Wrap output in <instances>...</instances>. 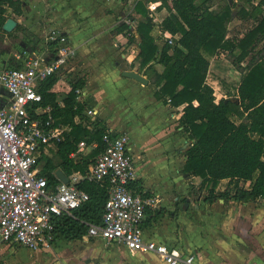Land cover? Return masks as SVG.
Instances as JSON below:
<instances>
[{
	"label": "trees",
	"instance_id": "1",
	"mask_svg": "<svg viewBox=\"0 0 264 264\" xmlns=\"http://www.w3.org/2000/svg\"><path fill=\"white\" fill-rule=\"evenodd\" d=\"M235 1L211 10L209 0H161L158 7H166L169 15L161 21L160 29L179 34L173 43L165 40L161 50L151 34L154 23L143 0H135L133 4L134 11L141 15L136 26L140 38L136 56L139 68L146 66L153 75L158 86L155 97L163 102L169 98V103L182 112L178 126L189 140L182 172L200 179L199 188L207 189L204 199L208 202L218 198L240 202L264 198V0L257 4L244 0L250 7L241 6L237 15L252 19L253 24L233 41L226 34ZM8 10L21 15V0H0V30ZM122 32H129L126 23L116 27L115 33ZM128 40L132 41V37ZM225 50L231 53V63L242 76L236 87L237 101L221 98L216 102L214 89L206 80L209 56ZM153 62L162 65L160 72ZM58 79V74H52L37 87L41 104L51 105L56 121L70 127L56 142L57 165L47 158L41 169L40 175L47 176L50 184L58 182L53 174L56 167L66 175L83 173L103 149L101 136L107 128L100 120L89 121L84 113L86 103L76 101L75 90L85 83L82 79L72 82L63 104L59 105L52 90ZM81 141L87 144L95 141L96 146L74 160L69 155L80 147ZM221 179L228 182L223 190H216ZM77 185L89 198L71 215L54 218L55 240L79 239L86 234L89 224L101 223L107 182L83 179ZM159 215L154 214V218Z\"/></svg>",
	"mask_w": 264,
	"mask_h": 264
},
{
	"label": "built area",
	"instance_id": "2",
	"mask_svg": "<svg viewBox=\"0 0 264 264\" xmlns=\"http://www.w3.org/2000/svg\"><path fill=\"white\" fill-rule=\"evenodd\" d=\"M128 1L133 11L135 0ZM160 4L161 0H148L154 25L164 19L157 9ZM130 19L127 16L124 21L132 25ZM163 33L164 43H173L177 36ZM42 41L17 55L18 64L0 63V242L16 243L29 250L51 248L54 218L71 215L88 200V193L77 185L86 179L107 182L101 223L89 224L86 237L122 245L130 253L152 252L165 264H200L192 252L184 253L144 237L146 211L157 207V197L138 183L128 132L105 130L101 136L103 149L83 173L75 171L67 176V182L53 173L58 182L50 184L47 176L40 175L43 156L55 148L69 126L56 121L51 105L41 104L37 87L48 76L65 69L76 53L66 32L59 28H50ZM75 93L76 100L82 102V88ZM86 114L93 118L95 110L87 109ZM93 146L95 142L83 143V148L69 156L77 160L84 148Z\"/></svg>",
	"mask_w": 264,
	"mask_h": 264
},
{
	"label": "crops",
	"instance_id": "3",
	"mask_svg": "<svg viewBox=\"0 0 264 264\" xmlns=\"http://www.w3.org/2000/svg\"><path fill=\"white\" fill-rule=\"evenodd\" d=\"M109 1L115 2V0H106V2ZM117 1L122 6L128 0ZM259 1L256 0L252 3L257 4ZM157 9L164 18L169 15L167 8L163 10V7H157ZM133 12L137 14L134 9ZM129 17L131 22L135 21L134 25H128L124 21L125 17L121 21V23H126L129 26V32H124L125 35L122 34L123 32L115 33L110 40L114 46H117V43L122 44V48L126 49L125 52H119L112 62L110 61L111 56L95 49V106L88 105L86 101L89 85H86L85 82L84 86L80 88L83 90L81 101L86 103L84 113L86 114L87 109L95 110L93 118L86 114L89 121L100 120L107 127L106 130L109 129L115 133L128 132L133 146L134 158L137 162H149L148 157L152 156L153 161L149 162L151 165L165 166L168 171H173L172 174L169 172L166 177L156 180L142 168L138 172V183L141 188L157 197V207L149 208L143 221L144 237L175 247L184 253L192 252L200 264H264V198L259 197L248 202L221 198L208 202L204 196L199 200L196 199V193L190 189L192 186L189 182L197 185L200 179L182 172L186 159L184 152L188 147L189 140L185 139V145L180 146L179 141L183 137H180V133H175V130L184 133L178 126V118L181 113L175 112L178 109L168 101L163 102L155 97L154 92L158 86L154 83L153 75L146 71V66L139 68V62L136 59L140 51V38L136 31L138 18L132 15ZM139 17L141 16L139 15ZM237 19L238 21L248 20L241 19L239 16ZM154 26L164 37L165 34L160 29V23ZM243 34H240L239 37ZM127 35L132 37V41L128 40ZM178 36L179 34L176 38ZM228 37L229 34L227 33L226 38ZM155 43L158 50H161L164 42L160 43L155 39ZM214 60L215 57L209 58L210 64L206 78L207 83L212 87L208 76ZM153 66L158 72L163 68L157 62H153ZM123 70L137 71L147 78V84L122 76ZM62 80L59 78L52 87V90L57 94L59 105L63 104V100L58 98L59 90L62 89ZM221 98L237 101L236 93L228 95L226 92H220L219 96L215 94L216 102ZM87 124H89L88 127L91 126L90 123ZM165 144L167 148H163L159 152L155 151L157 147H163ZM95 146L86 147L81 155L88 153ZM56 149L55 144V148H50L47 155L43 156L42 167L44 166L43 162L45 163L46 159L50 158V151L56 154ZM57 168L60 167H56L53 173ZM227 182V179H221L216 190H223ZM249 184L247 182L245 187L248 188ZM157 213L161 215L154 218V214ZM88 239L92 238L85 235L79 239L58 237L53 245L59 242V247L56 250L67 256V262L70 263L71 259L75 258L71 257L72 252L68 248V244L85 242ZM94 239L95 245H106L109 251H113L112 246L118 245L116 243L107 244L100 238ZM120 247L123 246L120 245ZM51 248L31 250V252L41 256L43 252L49 254ZM130 255H134V253H130ZM135 255L141 258L131 256L132 261L129 260V263L165 264L152 252H137ZM55 261L54 264L62 262L58 258Z\"/></svg>",
	"mask_w": 264,
	"mask_h": 264
},
{
	"label": "rangeland",
	"instance_id": "4",
	"mask_svg": "<svg viewBox=\"0 0 264 264\" xmlns=\"http://www.w3.org/2000/svg\"><path fill=\"white\" fill-rule=\"evenodd\" d=\"M226 2L230 4L231 0H209L207 4L211 10H217ZM143 3L148 17H150L148 1L143 0ZM243 5L250 7V4L244 3V0H236L235 5L232 7L227 33L229 34L228 38L233 41H236L240 34L246 32L253 24L252 19L238 21L237 12ZM21 6V15L14 14L12 10L5 13L6 18L14 19L17 25L10 31V34L0 30V63L18 64L17 55L30 48L31 45L36 43L41 45L50 28H59L66 32L70 43L75 47L76 53L69 59L66 68L58 74L59 78L63 79L58 98L63 100L71 88L72 82L82 79L86 82V85H89V94L86 98L87 104L95 106V49L111 56L110 61L113 62L119 52L126 51L122 48V44L117 43V46H114L113 43H110L115 35L116 27L127 16H136L140 20L139 14L137 13V15L131 11L129 1L124 2L121 6L117 0L115 2H106V0H21ZM134 22L132 21L133 25ZM122 34L125 35L126 33L123 32ZM151 34L154 40L156 39L160 43L164 42V37L159 33L156 26H153ZM221 53L209 56L210 59L215 56L209 71V81H211L217 96L220 95V92L234 95L236 85L242 74L231 63V53L228 50ZM146 71L149 72L150 70L147 69ZM175 133H180V137H183H181L179 145L184 146V140H187L186 134L178 130H175ZM81 143L80 146L83 148L85 142L81 141ZM163 148H167V145L159 146L155 151L159 152ZM152 158V156L148 157L149 162L153 161ZM49 160L54 165L58 163V158L52 151H50ZM149 162H136L135 170L140 172V168H142L155 180L166 177L169 172L173 173V171H168L165 166L151 165ZM189 183L192 186L190 189H193L196 193L194 194L197 200L207 194L206 188H199V182L197 185ZM68 246L72 252L71 257L75 258L71 259L72 263L69 261L71 264H131L129 263V260L132 261L131 256H134V258L137 256L136 253L130 255V252L120 247V245L112 246L113 251H109L106 245H95V239H88L85 242L80 241L76 244L70 243ZM57 247H59V242L53 245L49 254L43 252L39 256L40 254L31 252V250L18 244L0 243V264H54L56 258L62 260L64 264H70L67 262V256L56 250ZM64 247L66 248V246ZM52 255L54 258H52Z\"/></svg>",
	"mask_w": 264,
	"mask_h": 264
},
{
	"label": "water",
	"instance_id": "5",
	"mask_svg": "<svg viewBox=\"0 0 264 264\" xmlns=\"http://www.w3.org/2000/svg\"><path fill=\"white\" fill-rule=\"evenodd\" d=\"M16 25H17V22L14 19L8 18L4 22L2 28L4 31L10 32L15 28ZM122 76L133 78L143 84H147L148 82L147 78H145L143 75L139 74L137 71H134V70H123ZM55 175L58 176L59 179L62 180L63 182H67V176L60 168H57L55 170Z\"/></svg>",
	"mask_w": 264,
	"mask_h": 264
}]
</instances>
